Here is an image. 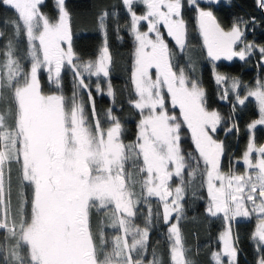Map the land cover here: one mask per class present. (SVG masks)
Returning a JSON list of instances; mask_svg holds the SVG:
<instances>
[{
    "label": "snow or ice",
    "instance_id": "snow-or-ice-1",
    "mask_svg": "<svg viewBox=\"0 0 264 264\" xmlns=\"http://www.w3.org/2000/svg\"><path fill=\"white\" fill-rule=\"evenodd\" d=\"M257 2L264 9V0ZM122 4L135 41L129 104L140 115L131 141L114 109L102 119L93 97V91L103 94L102 85L115 96L109 12L98 17L104 32L99 54L84 59L73 46L66 0H55V16L41 10L44 0H0V7L14 12L0 20V40L5 41L0 45V264H165L159 241L150 242L156 219L168 225L170 264H198L180 224L185 196L190 187L195 194L197 177L199 187L207 190L206 213L224 221L219 236L223 249L211 253L215 264H237L239 235L233 223L253 215L257 224L250 239L260 254L257 264H264V144L257 145L254 135L264 125V79L249 87L214 67L216 83L229 85L220 99L234 94L233 112L249 97L259 109V118L247 125L244 173L231 167L224 172L225 143L214 136L232 115L209 108L201 82L176 62L179 53L161 31L163 26L183 52L188 34L184 14L194 11L213 62L246 60L258 52L264 67V45L246 42L248 26L257 24L255 16H238L223 25L211 10L214 5L202 7L201 0ZM138 4L144 8L139 14ZM142 22L146 30H141ZM45 70L47 90L40 79ZM68 74L71 96L64 92ZM169 101L178 115L170 114ZM184 126L191 132L193 151L182 148ZM234 130H239L236 123L224 128L226 133ZM174 177L179 180L175 187ZM152 198H157L156 208ZM142 215L140 227L136 220Z\"/></svg>",
    "mask_w": 264,
    "mask_h": 264
},
{
    "label": "trees",
    "instance_id": "trees-1",
    "mask_svg": "<svg viewBox=\"0 0 264 264\" xmlns=\"http://www.w3.org/2000/svg\"><path fill=\"white\" fill-rule=\"evenodd\" d=\"M66 6L71 14V26L73 31V46L78 55L84 59H94L103 45L104 32L99 27L98 17L103 10L109 12L106 20L107 39L110 53L113 56L114 64L110 71V80L115 91V96L97 94L93 91L97 112L103 119L109 108L114 109V114L121 118L126 129V140H134L137 133V124L140 119L139 112L129 104L132 85L130 81L133 67L134 38L128 30L130 15L122 0H66ZM49 16L57 14L55 0H44L41 9ZM223 25H228L235 17L243 16L245 19L255 16L257 24L249 25L246 31V40L264 45V9L261 13L255 0H226L221 1L211 8ZM115 12V15L112 13ZM194 11L187 10L184 18L187 25V45L183 52H178L173 40L165 39L169 47L178 52L176 62L185 68L192 79H198L206 91L208 106L221 112L223 116L232 115V120L222 123L215 138L224 141L226 155L222 159V170L226 172L234 161L240 158L248 135L247 125L254 120L258 111L255 102L248 99L245 105H237L233 112V101L221 100L223 91H218L212 75V70L221 75L238 78L242 84H249L255 77L264 78V68L259 65V55L254 54L246 60L234 61H212L206 54L201 44V37L196 28ZM14 16L11 10L0 7V20ZM117 27L119 31L117 32ZM3 25H0V29ZM163 32V30H161ZM5 41L0 40V45ZM24 47V44H21ZM191 62L195 66L187 67L185 62ZM41 84L47 90L50 85L45 72L40 73ZM64 92L67 96L72 94L71 74L64 76ZM87 100V96L84 97ZM232 123L238 124V131L225 133L224 128L230 127ZM107 126V125H105ZM256 143L259 145L262 139L261 127L254 130ZM182 148L186 151H193L190 137L185 130L182 134ZM241 167V166H238ZM195 194L190 187L184 200L185 216L181 220V230L185 238V244L193 252V259L198 264H214L211 253L217 248V235L223 229L224 222L219 217H209L205 211L207 195L205 188H200V178H196ZM153 207L158 206L156 199L152 200ZM146 214V209H145ZM144 216H140L136 223L141 227ZM254 222L249 220H238L233 224L234 234L239 235L237 264H257L260 254L252 243L251 233ZM168 225L162 219H156L150 232V242L155 245L159 241V248L165 264H170L168 256V243L166 240ZM111 235L112 233L109 232ZM149 258L150 252H149Z\"/></svg>",
    "mask_w": 264,
    "mask_h": 264
},
{
    "label": "rangeland",
    "instance_id": "rangeland-1",
    "mask_svg": "<svg viewBox=\"0 0 264 264\" xmlns=\"http://www.w3.org/2000/svg\"><path fill=\"white\" fill-rule=\"evenodd\" d=\"M220 1V0H219ZM223 1H226V0H223ZM255 2H256V5L258 6V2H257V0H255ZM217 3V0H201V6L203 7L204 5H207V4H211V5H215ZM143 10H144V8H143V6L142 5H140V4H138L137 5V11H138V14L139 13H141V12H143ZM193 15H194V17H196V13L194 12L193 13ZM142 23H144L145 24V27H143L141 30H146V22H142ZM196 26H197V30H198V32H199V25H198V21H196ZM161 30H163V32L166 34V36H167V33H166V29L165 28H163V26H161ZM199 34H200V32H199ZM202 36V35H201ZM167 38H169V39H171V40H173V43H174V45L176 46V48H177V50H178V52H180V50H179V46L178 45H176L175 44V41H174V39L173 38H171V37H168L167 36ZM202 40H203V37H202ZM246 42H250V41H247L246 40ZM134 43H135V41H134ZM240 47H243V45H240ZM205 48V51H206V54H207V49H206V47H204ZM237 50H239V49H237ZM256 54H258V52L256 53ZM259 55V54H258ZM234 59H238V60H240L238 57H234L231 61H234ZM220 60H224V61H229V60H227L226 58H221ZM185 62V61H184ZM186 63V65H187V67H189V68H192V67H194L195 65L194 64H192L191 62H185ZM42 72H45L46 74H47V72H46V70L45 71H42ZM216 72V71H215ZM212 75H213V79H214V81H215V83H216V80H215V76H214V69L212 70ZM103 79V78H102ZM258 79H264V78H261V77H255L252 81H251V83H249V84H243V85H248L249 87H252V86H254L255 85V83H256V81L258 80ZM95 81H96V78L95 77H93L92 78V86H93V89H94V87H95ZM217 84V83H216ZM217 86H218V91H223L226 87H229V85L228 84H217ZM102 87L104 88V92H103V94L104 95H107V88H106V85H102ZM223 93V92H222ZM221 93V94H222ZM246 94V89L245 90H243V91H241V96H244ZM99 95H101V94H99ZM231 97H232V99H233V101H234V99H235V97H234V94H229ZM107 96H109V95H107ZM249 99H252L254 102H255V105H256V108H257V111H258V115H257V117L254 119V120H256V119H258L259 118V109H258V103L256 102V100H255V98L254 97H249ZM168 108H169V110H170V114H172V113H175V114H179V109L178 108H173V106L171 105V103H170V101L168 102ZM138 111V110H137ZM140 120V119H139ZM253 121V120H252ZM251 121V122H252ZM139 122V121H138ZM262 126L263 125H258L257 126V128L258 127H261L262 128ZM220 127V126H219ZM219 127H218V129H219ZM185 130L188 132V134H189V137H190V140H191V143H192V146H193V148H194V143H193V141H192V138H191V132H190V130H188L187 129V127L186 126H184V128L182 129V133H181V136H182V134H184V132H185ZM248 138H249V132H248V135H247V138H246V141H245V145H244V149H243V151H242V153H241V155H240V158L237 160H235L234 161V163L232 164V166H231V169L233 170V171H235L237 174H243L244 173V171H245V165H244V162H243V160H242V154H243V152L245 151V149H246V145H247V143H248ZM258 145V144H257ZM255 155V154H254ZM238 166H241V167H238ZM229 170H227L226 172H228ZM173 187H175V184H177V183H179V180L177 179V178H173ZM205 188V191H206V195H207V190H206V187H204ZM154 199H156L157 200V198H152V200H154ZM205 206H207V201H206V205ZM220 218V217H219ZM249 219H252L253 220V222H254V226H253V230L255 229V227H256V224H257V218H256V216L255 215H253V216H251V217H237V220L236 221H238V220H249ZM221 220L223 221V219L221 218ZM224 222V221H223ZM234 224V223H233ZM141 227V226H140ZM224 230V227H223V229L218 233V235H217V242H218V245H217V248L215 249V250H213V251H222V249H223V242L219 239V236H220V233L222 232ZM253 230H252V232H253ZM252 234V233H251ZM252 243H253V245L256 247V243H255V241H253L252 240ZM212 251V252H213ZM211 259H212V256H211ZM212 262L215 264V261L212 259Z\"/></svg>",
    "mask_w": 264,
    "mask_h": 264
},
{
    "label": "water",
    "instance_id": "water-1",
    "mask_svg": "<svg viewBox=\"0 0 264 264\" xmlns=\"http://www.w3.org/2000/svg\"><path fill=\"white\" fill-rule=\"evenodd\" d=\"M258 9H259V11L261 12V13H263V9H261L260 7H259V5H258ZM261 61H260V59H259V65L261 66ZM262 67V66H261ZM264 68V67H263ZM261 130H262V139H261V142H260V144H264V125L262 126V128H261ZM259 144V145H260Z\"/></svg>",
    "mask_w": 264,
    "mask_h": 264
},
{
    "label": "flooded vegetation",
    "instance_id": "flooded-vegetation-1",
    "mask_svg": "<svg viewBox=\"0 0 264 264\" xmlns=\"http://www.w3.org/2000/svg\"><path fill=\"white\" fill-rule=\"evenodd\" d=\"M221 1H223V0H220L219 3H220ZM223 2H225V1H223ZM216 4H218V3H216ZM216 4H215V5H216ZM215 5H214V6H215ZM195 20L197 21L196 17H195ZM196 21H195V23H196ZM196 28H197V26H196ZM199 35H200V37H201V44L203 45L202 36H201V34H199ZM203 47H204V45H203ZM204 49H205V48H204ZM234 60H238V59H234ZM218 132H219V129H218L217 133H218ZM217 133H216V134H217ZM225 133H226V132H225ZM216 134H215V136H216ZM215 136H214V138H215ZM222 159H223V158H222Z\"/></svg>",
    "mask_w": 264,
    "mask_h": 264
}]
</instances>
